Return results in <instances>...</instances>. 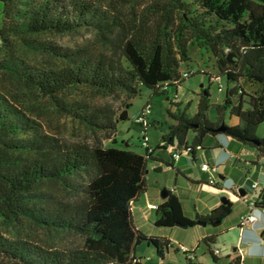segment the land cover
Segmentation results:
<instances>
[{
	"label": "trees",
	"instance_id": "1",
	"mask_svg": "<svg viewBox=\"0 0 264 264\" xmlns=\"http://www.w3.org/2000/svg\"><path fill=\"white\" fill-rule=\"evenodd\" d=\"M153 14L129 23L104 1L0 0V264H132L137 263L134 249L142 242L163 258L172 244L136 229L130 212L131 201L145 189L153 151L174 146L179 155H190L202 149L206 136L223 134L264 156V138L255 134L264 121V0H163ZM79 31H91L103 48L60 46L40 38ZM190 45L212 56L224 78L218 83L222 100L211 103L208 88H202L192 114L174 104V111L167 110L174 124L150 152L142 146V154L104 146L99 139L68 142L44 133L8 98L2 84L9 79L33 89L63 116L109 137L119 121L128 119L130 103L116 115L84 99L68 100L65 93L88 89L130 100L145 87L171 104L168 89L184 79L180 65L190 60ZM18 46L39 54V63L17 55ZM232 117L235 124H229ZM136 124L143 131L147 125ZM220 125L223 131H217ZM48 185L57 186L64 197L52 194ZM163 191L155 227H192L196 222L218 226L232 210L226 200L204 217L190 219L178 196ZM23 223L54 235H74L79 242L36 244L19 233L16 226ZM259 238L264 241V230ZM202 241L212 243L210 237ZM175 250L180 251L178 246ZM181 253L184 264H193L190 250ZM208 253L215 263L214 251Z\"/></svg>",
	"mask_w": 264,
	"mask_h": 264
},
{
	"label": "rangeland",
	"instance_id": "2",
	"mask_svg": "<svg viewBox=\"0 0 264 264\" xmlns=\"http://www.w3.org/2000/svg\"><path fill=\"white\" fill-rule=\"evenodd\" d=\"M98 3L102 1L109 3L119 11L121 17L129 23L137 22L142 15H145L148 19L153 17V11L156 14L157 6L163 3V0H96ZM193 1V0H187ZM41 39L56 42L60 46L73 47L77 44L86 45L90 50L102 49V45L98 38L94 36L91 31H79L66 34H44L40 36ZM16 53L21 58L26 60H32L39 63L41 56L27 52L22 47L16 48ZM190 60L187 63L180 65V72L184 70H190L191 73L188 78L182 79L177 88L170 86L168 89L169 98H173L175 93L177 94L175 100L169 103L164 96L154 94L152 90L142 87L140 93L134 98L127 100L123 95L115 96L113 94H103L100 92L91 91L88 89H80L75 92H66L64 98L68 100L84 99L91 103L93 106L106 107L115 112L117 115L122 109H124V103H130L127 108L128 119L119 121L117 123V131L107 137L102 133H91L88 128L80 124L75 120L63 116L56 109L52 101L46 97L39 95L35 90L28 89L22 84L17 83L14 80L3 79V88L7 90L6 94L8 98L26 115L33 117L40 125L42 131L46 134L54 135L68 142H91L94 139H99L104 146L112 144L119 148H127L137 153H144V148L141 145L142 137H144L148 144L155 147L160 141L163 134L168 130V127L173 123V119L167 114V110L174 111V104H179L180 108L186 107V111L192 114L196 109V102L199 99L202 88H208L211 101L222 100L224 91L223 88H218V83H224V78L218 76L219 73L215 67L214 60L210 53L204 51L197 45H190L189 47ZM248 90V89H247ZM148 103L150 106V112L146 114V124L144 131L142 127L135 123L134 118L140 109ZM213 110L209 111V115L212 116ZM255 134L264 138V121L261 122L257 128ZM191 140V139H190ZM205 146L212 144L210 138H206L204 142ZM234 151H239L238 157L240 161L231 159L223 166L227 172V175L232 178L233 181L242 178L245 175L246 179L241 186L247 192L250 193V182H257L258 188L264 187V157L260 156L259 159L256 156L255 148L250 145H242L234 142ZM159 153V152H158ZM209 156L213 153L208 151ZM210 158V157H209ZM148 173L145 175L147 183L150 187L155 186L157 183L160 188H169L173 186L172 176L169 169L165 168L163 164H160L161 171H154L150 168V161L147 160ZM195 165L190 163L186 164L184 169H192ZM219 168H222L219 166ZM218 168V169H219ZM208 173L206 177H208ZM218 177V173L215 174ZM197 180H202L201 176ZM177 192L183 200L184 213L188 216L191 215V203L195 200L196 191L192 193V188L186 181L182 180L180 176H177L175 184ZM46 189L57 197H64L63 192L55 186L48 185ZM204 199V198H202ZM233 208L230 214L223 220L221 228H225L221 235L216 238L215 243L212 245L220 250L219 264H224L225 258L233 252H238L241 255L243 264H258V261L244 258L242 251L243 245L237 237V231L234 225L241 212L244 211V204L239 201H231ZM153 213V212H152ZM19 233L22 236L29 237L31 241L36 244L43 245L45 247H60L75 245L79 242V238L74 235L59 233L57 235L50 234L42 228H36L27 223L16 226ZM144 228V227H142ZM152 232H163V227H155L152 224L148 226ZM196 229L192 227H179L170 228V231L175 232L177 237H170L175 241L171 247L165 252L164 257L160 258L155 254L150 246L145 243L138 244L134 249V257L137 263L132 264H183L184 255L181 251L175 250V245H182L187 250L195 249L197 242ZM264 230L262 228L260 231ZM7 235V234H6ZM12 235V233H10ZM198 260L196 263L200 264H214L211 259L208 250L204 245H200L195 250ZM17 264V263H7Z\"/></svg>",
	"mask_w": 264,
	"mask_h": 264
},
{
	"label": "crops",
	"instance_id": "3",
	"mask_svg": "<svg viewBox=\"0 0 264 264\" xmlns=\"http://www.w3.org/2000/svg\"><path fill=\"white\" fill-rule=\"evenodd\" d=\"M165 99H167V97H165ZM211 103L215 104L218 103V101H211ZM236 122L237 120L233 117L229 119V124H235ZM172 124H174V120L173 123H171L170 125ZM192 136L193 134L189 132V134L187 135V140H190ZM206 138H210L212 142L210 146H205L204 142ZM234 142L237 141L232 140L231 138L223 134L206 136L203 139L202 149L199 150L195 149L193 154L190 155L186 154L185 152H180V155L177 158L172 157V153L177 151V148H175L174 146H161L159 148H156L149 159L150 168L154 171H161L160 164H163V166L169 169L170 171V174L172 176L173 186L169 188H160V186L157 183H155V186L150 187L145 177L144 191L139 195H137L131 201L130 204L131 221L134 227L147 235L164 237L168 239L172 245L175 244V241L170 239V237H177V234L175 232L170 231V228H175V227H163V232L162 231L152 232L148 228L149 224H152L155 218V209H151L149 205H159L163 201V198L160 195L163 189L172 191L174 194L178 196L179 200L181 201L183 214L190 219H197L195 218L196 215H198V218L204 217L207 213H209L211 209L215 208L221 203H224L226 200H230V201L240 200L245 205L244 203L245 199L256 198L263 187L258 189L257 188L252 189L251 188L252 182H250L249 188L251 191L249 194H247L244 188L241 187L243 186L242 184L246 179L245 175H242L241 179L239 178L238 180L233 181L232 178L227 175V172L223 167L225 163H227L231 159L233 160L231 162L232 164L235 161L241 160L238 157L240 152L233 150L235 146ZM208 151L212 152L213 154L209 156V154H207ZM256 156L259 159L260 156L257 155V151H256ZM201 162H207V163L218 162L219 163L218 168L219 166L222 167L217 169L219 181L215 185L209 184L207 182L208 180V177H206L207 172L202 171L199 167ZM188 163L195 165V167L192 169H184L183 167H185L186 164ZM148 170L149 169L147 168L145 175L149 172ZM177 176H180L182 180L186 181V183L189 184V186L192 188L191 191L192 193L196 191V196L194 198L195 200H193L191 203L192 211L190 216L184 213L183 200L179 194L183 192L176 191L175 184L177 181ZM199 176H201L202 180H197ZM232 208H233V204H232ZM244 208L245 209L243 212H241V214L246 212L247 210L246 206H244ZM223 220L218 226H212L210 224H202L201 222H196L195 225L192 226V228L194 229L199 228L196 229L197 232L196 237L198 240L196 242L195 249L190 250L191 253L188 255V258L193 264H200V263H196L198 258L197 255L195 254V250L198 247H200L201 244L204 245L207 250L209 249L213 251L214 249H217L212 245L215 243L216 238L220 236L222 231L225 229V228H221ZM234 225H236L235 228L237 231L238 240L240 241V244L244 246L242 251L244 258L256 260L258 261V264H264V241L260 240L259 238L260 230L264 228V216L258 215V220L255 223L250 224L244 228H239L237 226V222L235 224H232V227H234ZM206 237H210L212 243L209 244L204 243L202 239ZM219 254H220V250L219 253L216 255L218 260L214 264L220 263ZM237 258L240 259V264H243L241 255L237 251L227 256L225 258L224 264H233L234 260H236Z\"/></svg>",
	"mask_w": 264,
	"mask_h": 264
},
{
	"label": "built area",
	"instance_id": "4",
	"mask_svg": "<svg viewBox=\"0 0 264 264\" xmlns=\"http://www.w3.org/2000/svg\"><path fill=\"white\" fill-rule=\"evenodd\" d=\"M191 71L190 70H184L180 72V77L181 78H187L190 75ZM219 87L221 85L219 84ZM176 96L173 97V100H175ZM150 112V106L149 104L145 105L135 116L134 121L136 123H141V124H146L145 118L146 114ZM141 145L144 147H148V151H151V146L148 144L146 139H143L141 142ZM197 147L196 149H198ZM173 158L179 157L178 152L172 153ZM218 162L214 163H207V162H201L199 167L202 171L207 172L208 175V180L207 182L209 184L215 185L219 179L218 177H215V174H217V169H218ZM258 187L257 182H252L251 183V188L256 189ZM245 206L247 208L246 212L241 214L238 217L237 221V226L239 228H244L250 224L255 223L258 220V215L264 216V188L262 189V192L259 193V195L256 198H247L244 200ZM151 209H156L157 205H149ZM178 246L180 251H185L187 250L185 247L182 245H176ZM214 253L217 255L219 253L218 249L213 250Z\"/></svg>",
	"mask_w": 264,
	"mask_h": 264
},
{
	"label": "water",
	"instance_id": "5",
	"mask_svg": "<svg viewBox=\"0 0 264 264\" xmlns=\"http://www.w3.org/2000/svg\"><path fill=\"white\" fill-rule=\"evenodd\" d=\"M217 131H223V126L222 125H220L218 128H217ZM255 143H257V142H255ZM164 190V189H163ZM161 191V193H160V195H161V197L162 198H164L165 197V192L164 191ZM195 218H198V215H196L195 216ZM202 224H204L203 222H201ZM179 227H183V228H185V226H179Z\"/></svg>",
	"mask_w": 264,
	"mask_h": 264
}]
</instances>
